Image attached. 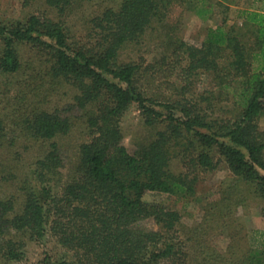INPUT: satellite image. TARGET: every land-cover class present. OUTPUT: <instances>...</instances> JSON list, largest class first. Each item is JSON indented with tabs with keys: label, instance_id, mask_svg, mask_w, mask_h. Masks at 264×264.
I'll list each match as a JSON object with an SVG mask.
<instances>
[{
	"label": "trees",
	"instance_id": "obj_1",
	"mask_svg": "<svg viewBox=\"0 0 264 264\" xmlns=\"http://www.w3.org/2000/svg\"><path fill=\"white\" fill-rule=\"evenodd\" d=\"M36 1L23 0V5ZM42 1L55 16L36 13L0 21V76L22 72V45L39 58L37 66L28 64L32 72L26 80L11 82L0 99V187L14 176L12 147L22 140L47 144L21 181L19 195L0 197V259L19 262L26 242L50 233L74 253L73 260L54 264H189L178 232L180 212L145 195L188 198L196 192L199 172L215 171L225 162L233 180L212 209L222 210L223 201L228 211L251 199L264 201V129L259 125L264 11H244L241 27L222 23L209 28L196 46L171 34L178 21L171 17L175 8L185 7L204 19L212 12L206 0H120L116 9L91 20L90 40L84 44L70 42L63 19L89 0ZM156 22L167 33L180 81V98L166 102L147 97L140 66L120 59L123 49ZM199 73L211 75L218 92L193 100L186 95ZM61 88L73 93L71 100L49 107ZM216 96L229 103V114L209 112ZM134 103L146 126L161 127L137 154L128 151L120 126ZM78 123L90 139L78 147L68 180L61 184L59 174L70 153L55 139ZM174 159L184 172L171 171ZM227 264H264V240L261 248H249Z\"/></svg>",
	"mask_w": 264,
	"mask_h": 264
},
{
	"label": "rangeland",
	"instance_id": "obj_2",
	"mask_svg": "<svg viewBox=\"0 0 264 264\" xmlns=\"http://www.w3.org/2000/svg\"><path fill=\"white\" fill-rule=\"evenodd\" d=\"M119 3L120 0H89L74 7L63 19L70 42L87 43L90 40L88 34L92 28L91 20L107 8L116 9ZM205 3L206 7H212V12L206 14L204 19L185 7L175 8L171 18L178 21L172 23L174 27L171 34L189 44L201 46L209 28L222 23L227 27H241L244 11H264V0H206ZM36 13H52L55 16V12L42 0L29 6H24L23 0H0V21L25 20L29 15ZM161 27V23H153L138 42L123 49L120 59L122 62L140 66V85L147 97L166 102L180 98L176 91L180 81L177 77L178 69L175 68L171 56L173 48L171 43H168L167 33ZM19 50L24 69L18 75L0 76V99L4 98V91L11 87V82L15 86L16 83L18 85L26 80L32 72V66L28 64H39V58L28 46L22 45ZM215 84L211 75L199 73L191 78L190 91L186 96L198 100L201 96H208L211 91L217 93ZM72 94L69 89L61 88L52 97L49 107L63 106L71 100ZM202 105L206 107L208 103L204 101ZM210 107L209 112L215 116L229 114V103L218 101L217 96L211 100ZM158 109L166 113L165 109ZM259 125L264 129V115L260 118ZM120 126L124 144L131 154H137L141 144L152 140L161 128L146 126L141 109L136 103L124 114ZM89 139L86 129L79 123L67 136L55 139L70 153L66 168L59 174L61 184L68 180L78 147ZM46 147V143L22 140L11 148L9 154L15 166L14 176L8 185L0 187V197L19 195L17 189L21 181L29 174L32 165L42 156ZM170 169L174 173L184 172V167L178 159L172 160ZM232 180L233 175L226 163L220 162L215 171L199 172L196 192L188 198H168L167 195L158 193L145 195L147 201H163L170 208L180 212L178 232L180 239L186 244L189 264H227L232 260L236 261L249 248H261L264 240V201L251 199L246 206L233 205L229 211L223 209V201L220 203L222 210L212 209L211 204L222 201L225 195L223 190ZM221 212H227V215L222 217L219 215ZM73 258L72 251L62 248L52 235L47 233L41 239L26 242L24 255L19 262H5L0 259V264H54L62 259L71 261Z\"/></svg>",
	"mask_w": 264,
	"mask_h": 264
}]
</instances>
